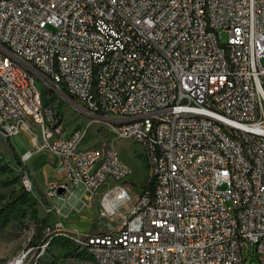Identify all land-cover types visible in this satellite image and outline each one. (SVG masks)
<instances>
[{"label": "built area", "instance_id": "obj_1", "mask_svg": "<svg viewBox=\"0 0 264 264\" xmlns=\"http://www.w3.org/2000/svg\"><path fill=\"white\" fill-rule=\"evenodd\" d=\"M47 88L138 145L152 192L127 191L115 150L82 144L86 124L61 134ZM20 133L24 191L46 151L59 174L44 200L79 211L108 183L105 222L78 233L57 210L5 264H39L51 238L86 264H264V0H0V136Z\"/></svg>", "mask_w": 264, "mask_h": 264}, {"label": "rangeland", "instance_id": "obj_2", "mask_svg": "<svg viewBox=\"0 0 264 264\" xmlns=\"http://www.w3.org/2000/svg\"><path fill=\"white\" fill-rule=\"evenodd\" d=\"M220 39L221 42H224L226 34L221 33ZM43 93L51 103L56 105V116L58 117L61 134L64 135L75 127H78L81 124H86L87 133L82 144L84 146H99L108 144L115 150L120 161L129 170V175L126 179L127 183H125L127 191L130 192L131 188L140 187L144 184L146 178L148 177V170L144 167L142 162L143 157L138 145L132 143L130 140H120L110 137L104 121L87 114L83 107L76 105L74 102L72 103L68 101L55 89L47 88ZM8 145L12 147L14 153L18 157L20 152L25 149H29V138L25 133L10 136L7 141L0 136V155L3 158V162L8 165L6 168H1L0 171V196L5 198H7V196L11 193H15L17 191L20 192V189L22 188L20 184L22 173L13 161ZM56 164L57 160L55 157L44 151L34 157L31 167L26 166L24 168V171L28 175L32 185V191L29 192V194L35 202L34 209L36 217L41 219L47 215V226H52L56 221L57 210L60 215L69 210V208L63 204L59 198H53L50 201L46 200L44 202L39 197L41 183L46 179L57 177L59 174ZM68 186L72 195L70 200L71 202L79 197L82 198L84 203L86 202L87 197L89 196L88 193H83L82 189L79 187L74 188L72 184H68ZM108 187L109 185L106 183L100 188V190ZM61 198H66V195H61ZM98 201L99 194L97 193L88 203L85 204V207L79 211H74L76 217L70 221L67 220L65 228L70 231L86 234L100 232L105 219L100 216ZM79 206L80 205L78 204L75 208L78 209ZM29 214L30 212L25 209V217L22 220L18 223L10 222L4 228L0 229V264H5L22 248L30 246L28 242L34 233L35 228L32 221L28 219ZM73 221H75L74 224ZM67 244L71 245L70 242ZM44 263L86 264V260L84 256L82 258L66 256L65 251H62L59 245H53L48 246V249L41 261V264ZM245 264H256V259L253 254L246 260Z\"/></svg>", "mask_w": 264, "mask_h": 264}, {"label": "trees", "instance_id": "obj_3", "mask_svg": "<svg viewBox=\"0 0 264 264\" xmlns=\"http://www.w3.org/2000/svg\"><path fill=\"white\" fill-rule=\"evenodd\" d=\"M60 90L64 95H66V93L62 89ZM47 102H50L49 99H44V103ZM7 140L8 138H6V141ZM8 147L11 152V156L15 165L17 167H20L21 164L19 162L18 157L14 153L12 147L10 145H8ZM7 166L8 165L3 162V158L0 155V171L1 168H6ZM141 187L142 189L148 192H152L154 188L153 178L147 177L144 184ZM39 197L41 198L42 201L45 202L41 194H39ZM34 206H35V202L32 196L28 192L24 191L23 188L20 189V192L17 191L15 193L9 194L7 198L0 196V229L4 228L10 222L18 223L20 220H22L25 217V209H26L30 212L28 219L32 221L35 228L34 233L28 244L32 246L37 244L42 239L45 228L47 227L48 216L45 215L43 218L38 219L36 217ZM67 243L68 241L62 238H51L47 244L46 250L48 249V246L59 245L61 250L65 251L66 256L81 257V258L84 256L82 252L76 254L74 252V248L72 247V245H68ZM41 261L39 264H41Z\"/></svg>", "mask_w": 264, "mask_h": 264}, {"label": "crops", "instance_id": "obj_4", "mask_svg": "<svg viewBox=\"0 0 264 264\" xmlns=\"http://www.w3.org/2000/svg\"><path fill=\"white\" fill-rule=\"evenodd\" d=\"M27 149H25L24 151H26ZM24 151L20 152V154H22ZM35 157V156H34ZM34 157L27 163V167H31V165L33 164V160H34ZM45 166V165H44ZM43 166V167H44ZM57 168V167H56ZM104 190V189H103ZM103 190H100L98 191V194L101 195V193L103 192ZM58 216H61L63 217V221H64V225L65 223H67V220L70 221L72 219H74L76 217L75 215V212L74 211H66L64 214L62 215H58ZM75 223V221H73V224Z\"/></svg>", "mask_w": 264, "mask_h": 264}, {"label": "water", "instance_id": "obj_5", "mask_svg": "<svg viewBox=\"0 0 264 264\" xmlns=\"http://www.w3.org/2000/svg\"><path fill=\"white\" fill-rule=\"evenodd\" d=\"M61 192H62V189H58V190H57V194H58V195H60Z\"/></svg>", "mask_w": 264, "mask_h": 264}]
</instances>
